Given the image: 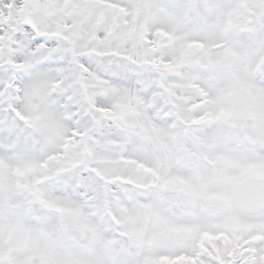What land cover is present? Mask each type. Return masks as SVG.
Here are the masks:
<instances>
[{
  "label": "snow or ice",
  "instance_id": "6c2138e0",
  "mask_svg": "<svg viewBox=\"0 0 264 264\" xmlns=\"http://www.w3.org/2000/svg\"><path fill=\"white\" fill-rule=\"evenodd\" d=\"M0 264H264V0H0Z\"/></svg>",
  "mask_w": 264,
  "mask_h": 264
}]
</instances>
